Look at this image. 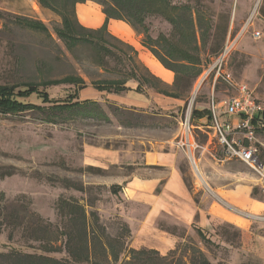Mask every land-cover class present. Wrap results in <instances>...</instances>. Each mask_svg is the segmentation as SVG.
<instances>
[{"label":"rangeland","instance_id":"1","mask_svg":"<svg viewBox=\"0 0 264 264\" xmlns=\"http://www.w3.org/2000/svg\"><path fill=\"white\" fill-rule=\"evenodd\" d=\"M76 1L0 0V86L16 92L37 86L46 90L49 100L57 102L68 100L86 86L76 100L83 104L92 101L98 87H110L104 83L121 81L114 86H139L145 95H159L161 102L148 110L98 102L110 121L91 118L80 109L63 112L38 94L19 99L24 106L0 109V204L7 216L0 232V254L18 251L68 259L65 238L59 235L67 223L57 209L63 197L77 199L88 214L97 212L106 234L122 237L126 251L118 264L130 259V249H151L150 245L163 243L153 235L156 230L177 239L163 256L177 249L175 258L187 261L191 246H196L212 264H264V259L244 248L240 231L253 224L256 232L264 233V214H249L248 205L250 196L264 203V125L257 132L263 168L253 169L226 157L212 120L193 116L196 111L211 112L213 102L217 105L236 95L241 84L248 85L264 106L263 0H149L144 17L152 41L141 27L136 30L124 21V25L110 27L105 22L100 26L97 10L85 7L94 5L103 11L94 1L79 3L83 5L78 18ZM162 2L166 4L162 6ZM190 9L202 10L206 22L212 20L221 31L228 26L225 38L219 32L215 38L202 39L200 32L197 40L190 34L181 37L165 16L187 17ZM75 20L84 29H78ZM90 21H94L92 26ZM155 52L185 64L188 61H182V56L192 58L196 67L191 68V74H201L189 93H176L174 80L167 84L147 67L142 53L159 61ZM218 72L229 74L230 82L218 78ZM70 77L78 81L67 82ZM188 117L191 133L183 126ZM116 152L124 164H111ZM148 153L164 157L165 163L175 162L195 200L203 197L215 204V213L223 222L212 221L210 228L203 230L204 238L195 227L164 220L154 225L149 222L148 237L143 235L144 222L138 216L142 211L125 202L124 191L117 184L136 171L132 164ZM95 159L108 160L107 167L91 166ZM150 170L165 172L167 166ZM16 216L22 222H14ZM49 224L53 233L47 230ZM172 226L178 228L176 235L167 231ZM51 242L56 251L44 252ZM246 244L249 248L250 240ZM260 252H264L263 245Z\"/></svg>","mask_w":264,"mask_h":264},{"label":"trees","instance_id":"2","mask_svg":"<svg viewBox=\"0 0 264 264\" xmlns=\"http://www.w3.org/2000/svg\"><path fill=\"white\" fill-rule=\"evenodd\" d=\"M45 1V0H40ZM86 1H94L102 6L103 13L106 16V24L109 20L114 19L118 21H124L131 25L137 30L138 26L143 29L144 34L149 38V30L145 25V17L147 6L151 3L149 0H77L76 3H84ZM162 6L166 4L161 3ZM188 9V8H183ZM202 10L196 9L195 12L190 9L187 17L165 16V19L172 24L178 30L181 37H186L189 34L197 40V34L200 32L202 39L204 38H215L218 32L221 33L223 39L225 38L228 26L221 31L219 25H215L212 20L206 22L205 18L202 17ZM260 15L264 19V0L260 8ZM206 22V23H205ZM78 29H84L75 20ZM66 26L72 29L66 22ZM198 29V30H197ZM106 30V29H104ZM73 31V30H71ZM75 31V29H74ZM214 33H213V32ZM147 43V42H146ZM70 45V43L68 44ZM219 48L215 50L218 51ZM168 55L174 59L172 52H168ZM155 56L161 62V64L175 74V83L173 85L174 91L178 94L189 93L194 85L197 77L201 73L191 74L192 67H196L194 62H191L192 58L188 55L182 56V61H188L187 64L180 63L181 60H167L159 56L155 52ZM67 82L78 81L76 78H67ZM116 83H123L121 81H112L104 84L110 85V87L97 89L100 91H108L120 93L126 91V86H114ZM86 89V86H81L74 95L70 96L68 100L63 102L51 101L48 98V94L45 91H40L37 86H30L25 91L16 92L13 88L0 86V109L9 110L17 106H24L19 99L28 98L33 94L43 99L45 103H53L55 108L62 110L63 112L70 109H80L83 113L91 118H101L104 121H110L107 113L101 108L100 104L96 101H86L83 104L76 102L79 98V94L82 90ZM82 105H87L81 109ZM116 111L118 109H115ZM196 115V116H195ZM193 116L197 119L209 118L212 119L211 112L202 111L194 112ZM263 118V119H262ZM54 122V121H53ZM56 123V122H55ZM256 124L264 125V115L262 117H256ZM115 187L112 190L116 192ZM58 213L64 219H66V225L64 230L59 233L65 238L64 248L69 256L68 259L58 260L52 257L37 254H25L18 251H11L6 254H0V264H118L122 260V255L126 251V243L122 237H112L106 234L105 229L100 224V216L97 212L87 213L86 208L81 205L77 199H65L61 197L57 205ZM39 222L44 220L38 217ZM4 222H7V216L4 213L3 207L0 204V232L4 226ZM14 222H22L19 216H16ZM16 226V225H15ZM21 226V225H18ZM51 224L48 225L47 230ZM178 228L176 226L167 227V231L173 235ZM196 232L204 238V231L198 227L195 228ZM127 230H129L127 226ZM37 231V230H36ZM46 232V231H45ZM56 240L58 239V233ZM182 238V237H181ZM10 239L13 236L10 235ZM191 256L187 261L179 258L176 259L175 255L177 249L171 251L167 255L163 256L159 251L155 249H130L128 251L130 259L122 264H212L206 254L196 246H191ZM56 248L54 242H51L48 246L44 247V252L52 253L55 252Z\"/></svg>","mask_w":264,"mask_h":264},{"label":"crops","instance_id":"3","mask_svg":"<svg viewBox=\"0 0 264 264\" xmlns=\"http://www.w3.org/2000/svg\"><path fill=\"white\" fill-rule=\"evenodd\" d=\"M89 2V1H88ZM90 3H92L90 1ZM83 4L77 5V15L79 18V7ZM93 8L97 10L98 18L100 20V26L106 22V16L101 8L92 5H86L85 7ZM100 14H99V12ZM94 21H90L92 26ZM123 24L122 21L111 19L108 22L110 27L115 25ZM85 26V25H84ZM126 26V25H125ZM89 27V26H87ZM99 27H90L96 28ZM127 27V26H126ZM111 32L116 35L112 30ZM141 59L147 65V67L153 72L156 77L161 78L167 84H171L175 81V74L167 70L162 64L157 61L149 53H142ZM127 90L120 93L95 90V95L92 101L101 102L109 101L119 107L139 108V109H150L156 104H160L161 99L159 95L154 93H148L145 95L139 86H132L131 84L126 85ZM87 89V88H86ZM86 89L82 90L84 92ZM83 94V93H82ZM120 153H115L112 159V165L124 164V160H121ZM108 160L97 161L92 160L91 166L105 168L107 167ZM165 158L155 153H148L146 156H142L139 161H134L136 171L131 175L125 177L117 185L124 191L125 202H130L134 210L142 211L138 214L140 222H144L142 225L143 235L148 237V232L151 230V224L154 225L156 222L164 220L172 224L185 226L186 228L192 229L198 227L202 230L209 229L212 221H222L220 216L215 213V204L208 202L207 199L201 197L200 201L197 202L192 192L186 186L183 176L175 162L165 163ZM130 165V164H128ZM158 165H166L167 170L165 172H153L150 170L151 167ZM249 214L252 215H263L264 214V203L254 200L250 196L249 202ZM215 214H214V213ZM132 227V226H131ZM154 229V228H153ZM153 233L154 236L164 240L163 243H157V245H150L151 249L159 251L162 255L173 249L177 242V239L167 233L156 230ZM242 233V243L244 248L248 249L252 253H256L259 258L264 259V252L259 253V248L264 246V233L256 232L251 224L246 229H240ZM246 240H250L251 245L247 248Z\"/></svg>","mask_w":264,"mask_h":264},{"label":"built area","instance_id":"4","mask_svg":"<svg viewBox=\"0 0 264 264\" xmlns=\"http://www.w3.org/2000/svg\"><path fill=\"white\" fill-rule=\"evenodd\" d=\"M227 53L228 50L219 60L220 66L224 63ZM225 75L221 76L218 72L217 77L226 78L227 82H230L231 76ZM211 114L213 130L224 148L226 157L239 160L253 169H262L257 147V132L261 125L256 124V117L264 115V106L256 100L248 85L237 86L236 95L217 105L213 102ZM222 115L225 117L223 118ZM183 126L188 133H191L192 126L189 117L185 119ZM256 219L262 218L257 217Z\"/></svg>","mask_w":264,"mask_h":264},{"label":"bare ground","instance_id":"5","mask_svg":"<svg viewBox=\"0 0 264 264\" xmlns=\"http://www.w3.org/2000/svg\"><path fill=\"white\" fill-rule=\"evenodd\" d=\"M200 87H201V86H200ZM193 161H194V158H193ZM195 166H196V170H197V172H198V174H199L201 180H202L203 182H205V180H204V178H203V176H202V172H201V170H200V168H199L197 162H195Z\"/></svg>","mask_w":264,"mask_h":264}]
</instances>
